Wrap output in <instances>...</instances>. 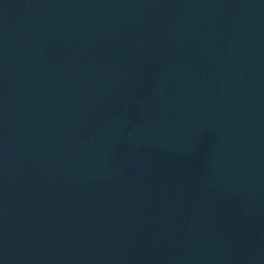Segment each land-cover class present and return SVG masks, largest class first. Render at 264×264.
I'll use <instances>...</instances> for the list:
<instances>
[{
	"label": "water",
	"instance_id": "95a60500",
	"mask_svg": "<svg viewBox=\"0 0 264 264\" xmlns=\"http://www.w3.org/2000/svg\"><path fill=\"white\" fill-rule=\"evenodd\" d=\"M0 264H264V0H0Z\"/></svg>",
	"mask_w": 264,
	"mask_h": 264
}]
</instances>
